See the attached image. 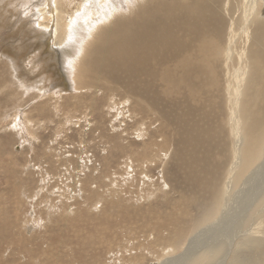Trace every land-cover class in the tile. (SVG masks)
<instances>
[{"label": "bare ground", "instance_id": "bare-ground-1", "mask_svg": "<svg viewBox=\"0 0 264 264\" xmlns=\"http://www.w3.org/2000/svg\"><path fill=\"white\" fill-rule=\"evenodd\" d=\"M15 1L23 0L0 1L2 26L7 19L5 11ZM24 1L29 3L28 8H34L29 18L37 20L38 27L28 32L34 33L40 45L46 46L52 39L59 48L49 54L54 72H59V79L62 77L61 84L54 88L62 92L76 89L89 98L94 85L101 95L124 93L123 98L139 119L138 142L144 161L151 165L159 160L160 164L165 148L172 150L171 143L178 144L177 149L173 147L179 150L172 158L175 161L187 153V147L196 153L189 143L198 146L195 170L186 171L189 179L184 181L190 186L189 180H193L194 185L187 191H178L171 211L187 215L195 210L196 215L201 207V221L215 211L211 224L199 231L203 237L212 232L217 238V231L225 229L220 225L227 221L235 233L227 236L231 239L242 234L241 226L246 228L249 244L257 243L256 248L263 250L253 254L259 256L255 264H264V214L253 221L248 216L241 220L234 209L236 197L264 169V0ZM25 18L24 27L30 23ZM21 40L24 42L16 45V54L23 57L29 48L26 39ZM33 54L40 58L39 53ZM32 62L31 70L39 69ZM24 71L23 67L22 75ZM46 80L52 79L45 75L39 80L42 85H38V91L45 92ZM47 89L51 90V86ZM215 134L221 139L216 146L212 141ZM208 140L209 152L205 146ZM172 181L178 184L174 177ZM262 185L258 184L259 189ZM237 186H241L240 190L232 193ZM177 217L174 219L180 218ZM234 221H239L235 227ZM194 222L197 224V220ZM216 238H203V244H196L193 238L189 243L194 244L186 245L183 258L178 257L175 263L226 264L233 243ZM194 245L197 246L190 250ZM238 258L230 263H248L247 255L240 250ZM132 260V264L139 261Z\"/></svg>", "mask_w": 264, "mask_h": 264}, {"label": "rangeland", "instance_id": "rangeland-1", "mask_svg": "<svg viewBox=\"0 0 264 264\" xmlns=\"http://www.w3.org/2000/svg\"><path fill=\"white\" fill-rule=\"evenodd\" d=\"M28 6L24 0L15 1L8 13L2 12L7 16L5 25L0 23V264H132L135 258L139 261L134 264H176L186 245L215 239L212 232L199 239V231L211 224L215 211L203 221L201 207L196 210L198 217L195 210L189 216L171 211L178 191L194 185L189 180L187 186L185 172L195 170L198 146L189 143L196 153L187 147L190 155L175 161L178 144L171 143L172 150L165 148L160 164L159 160L151 165L144 161L138 142L139 119L124 93L101 95L94 85L89 98L76 89L62 92L54 88L62 77L54 72L49 54L59 48L52 39L50 44L40 45L34 33L28 32L38 29L36 18V22L29 18L35 10ZM26 16L31 24L24 27ZM22 38L29 39L23 57L16 54ZM32 61L39 69L31 70ZM45 75L52 79L45 82L51 90L46 86L41 92L38 81ZM220 140L217 134L212 139L215 146ZM209 142L205 144L208 152ZM263 174L264 169L236 197L234 209L241 220L248 216L253 221L264 214V186L258 187L260 182L264 184ZM173 177L178 184L183 182L175 185ZM177 216L180 218L174 219ZM228 223L220 225L225 229H219L216 238L233 243L226 264L239 259L238 250L247 255V264H255L257 243L249 244V231L242 226L243 235L227 237L235 234Z\"/></svg>", "mask_w": 264, "mask_h": 264}]
</instances>
